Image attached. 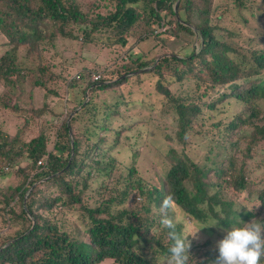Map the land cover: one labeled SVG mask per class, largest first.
<instances>
[{
  "label": "trees",
  "instance_id": "1",
  "mask_svg": "<svg viewBox=\"0 0 264 264\" xmlns=\"http://www.w3.org/2000/svg\"><path fill=\"white\" fill-rule=\"evenodd\" d=\"M93 2L82 9L77 0H0V33L7 46L0 54V110L22 120L13 133L0 121V177L9 169L21 177L14 185H0V219L6 229L0 233V264H99L104 259L151 264L158 255L165 260L170 241L168 229L159 223V208L168 195L175 201L170 216L201 225L207 219L231 227L253 218L264 222V47L239 45L237 32L221 18L224 9L234 8L247 22L244 10L252 7V0H99L96 9ZM45 19L56 23L47 35ZM163 23L171 29L155 32ZM74 25L81 28L80 35L73 34ZM184 31L197 34V50L165 51L151 61L133 57L144 39L152 36L167 43ZM71 36L82 43L120 47L126 58L110 69L104 65L97 78H91L97 70L85 67L74 76L55 72L48 49L55 48L57 38ZM22 46L35 55L34 67L20 66ZM61 58V64L77 59L65 53ZM27 79L31 88L43 90L45 99L65 98L64 111L57 113L45 101L36 108L24 103L20 96ZM143 79L174 110L175 137L181 144L193 126L203 125L199 119L204 107L218 109L227 99L240 106L212 123L220 146L210 160L216 166L199 164L172 146L155 182L135 163L122 166L113 150L134 123L118 127L114 120L120 105L131 108L134 99L121 85ZM186 81L189 92L172 93L173 83ZM109 89L115 94L112 105L99 96ZM76 91L81 96L69 105ZM46 112L63 119L52 123L41 117ZM39 118L55 126L50 149L44 128L27 136ZM41 158L44 163L38 164ZM241 194L253 202L251 207L235 205ZM68 211L80 218L74 233L67 229ZM176 223L179 232L181 222ZM218 255L205 238L190 250V264H215Z\"/></svg>",
  "mask_w": 264,
  "mask_h": 264
},
{
  "label": "rangeland",
  "instance_id": "2",
  "mask_svg": "<svg viewBox=\"0 0 264 264\" xmlns=\"http://www.w3.org/2000/svg\"><path fill=\"white\" fill-rule=\"evenodd\" d=\"M93 2L91 8L96 9V3L99 0H77L80 7L82 9H87L90 2ZM107 3V2H106ZM252 7L248 10H244V14L246 16L247 22H244L241 19L240 15L237 13L234 8L230 10L224 9L223 14H221L222 23L234 31L237 32L236 41L239 45L243 47H264V14L261 12L264 11V1L262 0H252ZM101 11H105L102 6L99 7ZM44 24V34H50L54 32L56 23L45 19ZM171 29V25H168ZM161 27V26H160ZM159 28V27H158ZM81 28L78 25H74L73 34L80 35ZM165 30H167L165 28ZM163 31V30H161ZM180 37H174L170 40H167L165 43L161 39H156L152 36L144 39L139 42L137 47L133 49L134 55L133 57L139 56L140 59H144L147 61H151L157 55L162 54L163 52H180L184 47H187L186 52L192 47L195 50L198 49V38L197 34H191L187 31H184L179 34ZM5 41L4 36L0 33V54L7 47L2 44ZM192 46V47H191ZM54 52L57 54H54ZM69 55L70 58H73V55L77 57L75 63H71L66 60L65 64H61L62 60L61 55ZM54 55L51 61L54 62V71L60 72V74H68L75 75L79 73V69L85 67L88 70L96 71L92 73L91 78L97 74V72H101L103 66L105 65L107 68H113V66L120 64L123 58H126L125 54H122V49L116 46H105L94 43H82V40H79L75 37H65V38H57L55 40V48L48 49V56ZM128 55V54H127ZM35 55L29 53L26 46L20 47L18 50V60L20 62V66L24 68L34 67L35 66ZM147 68V67H146ZM71 77V76H69ZM29 79V77H28ZM23 83V93L21 94V98L24 103L28 104V106L41 107L43 102L52 107L55 106L56 112L60 113L64 111V100L60 98H52L51 95L48 98L43 97V90L39 87H30L29 80ZM189 82L173 83L171 85L172 93L177 95V93L183 94L185 92H189ZM3 89V84L0 82V91ZM121 90L126 94V96L133 98L134 106L131 108H124V106L120 105V116L115 121V125L126 126L128 123H134L132 127L126 128L123 132V136H127V139L118 144L113 150V154L117 157L118 160L123 165H128L131 162L135 163L138 167L139 171L143 174L145 178L148 180L156 181L155 174L161 169L165 168L167 164V160L165 155L168 152L169 147H175L178 152L180 150L185 151L187 155L194 160L198 161L199 164H211L210 160L216 158V154L220 151V146L218 145L219 137L215 132L211 129L212 123H216L220 120H225L231 113L237 111L240 106L236 105L235 102L229 101L230 99L225 100L222 105L218 106V109H209L204 107L203 113L200 116L199 122L202 121V126H193L192 130L189 133L188 140L185 144H181L178 139L175 137V113L172 107L163 102L158 97L156 93H154V89L152 86V82H149L147 79H143L141 83H137V81H130L129 83H125L121 85ZM18 92V90H17ZM152 92V93H151ZM32 93V98H31ZM122 93V92H121ZM151 93V94H150ZM75 96L71 100H69V105L72 103H77L79 97L81 96L80 92L76 91ZM150 94V95H149ZM114 90H106L105 92H100L99 96L101 98L107 99L108 103L112 105L114 103ZM149 95V96H147ZM148 97L146 101H151L153 105L147 104L146 101L144 104L142 100ZM260 104L264 109V99L260 100ZM41 117L47 119L48 121H52V123H58L63 119V116L57 118L53 117L51 113H44ZM44 119L38 120L37 127L30 129V133L27 135L30 137L33 131L38 130L39 128H44L46 133L49 135L48 138V147L52 148L54 138H55V126L48 127L44 124ZM0 121L3 122V128H5L10 133H13L18 127L21 126V117L19 119L16 118L13 112L5 110H0ZM127 122V123H125ZM43 129V130H44ZM222 151V150H221ZM241 154H243L241 152ZM208 157H210L208 159ZM240 156L237 157V162L240 163ZM212 166H216V164H211ZM224 165V164H223ZM226 167V166H225ZM9 171L5 176L0 177V185H14L21 180L20 175L14 171V169H9ZM230 197H233L231 192H228ZM243 195L245 193L242 192ZM239 195L238 199L235 201V205L241 204L244 206H249L253 204V202H247L243 195ZM140 201V200H138ZM241 201V202H240ZM58 214V213H57ZM60 216V214H58ZM264 215V210L262 214ZM174 216L176 222H181L179 224V232H183L185 235H192L198 229L196 239H193L191 236L189 239L191 240V248L190 250L196 249V245L200 244L204 241L205 238H210L212 241V248H217V242L224 238L226 235V231L230 230L232 227L223 226L219 222L217 223L213 219H207V224H199L194 223L193 220H190L188 217H184L182 215ZM67 219V229L71 230L73 233L76 231V225L79 224L80 218L77 217L76 212L68 211L66 214ZM257 219V218H253ZM253 219L248 220L243 223L251 222ZM259 220V219H257ZM243 223L241 226H243ZM2 220L0 219V233L5 231L3 230ZM213 226V227H211ZM82 229V225H80ZM204 227V228H202ZM240 227V226H233ZM83 236V234L79 233L77 236ZM99 264H117L113 262L111 259H104ZM151 264H165L164 257L157 256L151 260ZM261 264H264V260H262Z\"/></svg>",
  "mask_w": 264,
  "mask_h": 264
},
{
  "label": "clouds",
  "instance_id": "3",
  "mask_svg": "<svg viewBox=\"0 0 264 264\" xmlns=\"http://www.w3.org/2000/svg\"><path fill=\"white\" fill-rule=\"evenodd\" d=\"M175 201L171 195L166 196L160 204V225L168 229L167 238L170 241L165 264H190V248L193 239L198 238V229L192 235L178 232L174 216ZM213 227V226H211ZM204 228V227H202ZM219 255L215 264H261L264 260V222L253 219L243 223V226L232 227L226 231L223 239L217 242Z\"/></svg>",
  "mask_w": 264,
  "mask_h": 264
},
{
  "label": "built area",
  "instance_id": "4",
  "mask_svg": "<svg viewBox=\"0 0 264 264\" xmlns=\"http://www.w3.org/2000/svg\"><path fill=\"white\" fill-rule=\"evenodd\" d=\"M167 27H168V23H163L161 25V27L155 29V32L161 31V30H165V28H167ZM98 76H99L98 74L97 75H94L93 78H97ZM37 162H38V164H43L44 163V160L41 158Z\"/></svg>",
  "mask_w": 264,
  "mask_h": 264
},
{
  "label": "water",
  "instance_id": "5",
  "mask_svg": "<svg viewBox=\"0 0 264 264\" xmlns=\"http://www.w3.org/2000/svg\"><path fill=\"white\" fill-rule=\"evenodd\" d=\"M177 5V2L175 3V6ZM147 68L145 67V68H143L142 70H146Z\"/></svg>",
  "mask_w": 264,
  "mask_h": 264
}]
</instances>
